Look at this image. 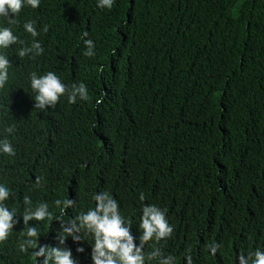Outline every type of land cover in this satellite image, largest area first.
<instances>
[{"label": "trees", "instance_id": "16d2710c", "mask_svg": "<svg viewBox=\"0 0 264 264\" xmlns=\"http://www.w3.org/2000/svg\"><path fill=\"white\" fill-rule=\"evenodd\" d=\"M29 20L35 38L23 29ZM17 21L24 44L0 49L10 60L0 139L15 150L0 154V183L19 222L0 242V264H35L31 249L18 248L25 196L33 209L49 205L52 221L29 224L41 245L56 247V217L74 219L105 191L137 244L143 206L166 210L173 233L155 246L176 264L188 253L193 264H237L239 254L264 250V0H115L111 10L96 0H41ZM85 31L93 57L83 55ZM33 39L43 53L18 57ZM48 71L84 83L89 100L69 104L65 95L53 109H35L30 73ZM57 199L75 203L61 212ZM82 235L64 247L77 264H92L91 237Z\"/></svg>", "mask_w": 264, "mask_h": 264}, {"label": "clouds", "instance_id": "9594fccd", "mask_svg": "<svg viewBox=\"0 0 264 264\" xmlns=\"http://www.w3.org/2000/svg\"><path fill=\"white\" fill-rule=\"evenodd\" d=\"M41 0H0V21L6 22L7 26L0 25V49H7L14 44H24L17 35H14L12 26L17 24V17L23 8L30 7L37 9ZM115 0H96L97 8L111 10ZM25 33L31 34L33 38L39 35L35 21L29 20L23 24ZM44 32L48 31L45 26ZM89 33H83L84 52L86 57L96 55V44L92 39L87 38ZM43 53L41 43L33 39L28 47H21L17 56H39ZM10 60L0 52V88H4L9 79ZM103 69L101 68V71ZM30 88L35 93L34 108L47 110L57 106L60 98L66 95L69 104H75L77 100L88 101L89 93L84 83H73L70 86L62 82L61 78L54 72L48 71L43 75L36 72L30 73ZM102 99L96 101L102 103ZM4 131L11 135L15 129L9 126ZM0 154L12 156L15 150L11 141L5 136L0 139ZM39 184V180H37ZM12 195L8 187L0 183V242L7 240L10 230L19 222L15 208L9 209L5 201ZM95 207L86 212H81L74 219L64 222L62 217L57 216L60 222L61 231L58 234V246L52 247L39 243L40 233L36 226L29 224V221H52L53 213L49 211L47 203H39L33 209L30 207L32 201L29 197H24L25 211L22 214L23 230L22 240L18 245L19 251L27 253L31 249V258L35 264H77L73 258L71 249L64 247L66 239L71 237L74 242L83 239V235L91 237V260L92 264H146L158 260V264H176V258L172 254L163 255L161 249L156 247V243L170 238L173 227L169 224L166 210L156 205L145 204L142 208V215L139 219L138 229L140 231L139 243L133 236L131 223L126 221L121 215L118 201L108 192H99L93 195ZM140 201L145 200L141 193ZM73 199L54 201V204L61 212L66 211L74 205ZM154 242V243H149ZM145 245L152 248L147 256L144 254ZM219 245H208V250L212 256H216ZM78 252H84L83 247L77 248ZM185 264H193L191 254L185 255ZM237 264H264V250L257 247L247 255L239 254Z\"/></svg>", "mask_w": 264, "mask_h": 264}]
</instances>
